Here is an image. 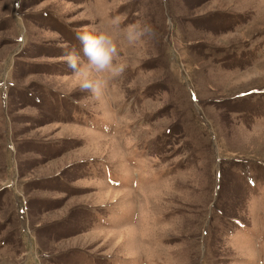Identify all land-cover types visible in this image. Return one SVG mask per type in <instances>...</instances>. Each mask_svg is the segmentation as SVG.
Wrapping results in <instances>:
<instances>
[{
	"label": "rangeland",
	"instance_id": "1",
	"mask_svg": "<svg viewBox=\"0 0 264 264\" xmlns=\"http://www.w3.org/2000/svg\"><path fill=\"white\" fill-rule=\"evenodd\" d=\"M0 264H264V0H0Z\"/></svg>",
	"mask_w": 264,
	"mask_h": 264
},
{
	"label": "clouds",
	"instance_id": "2",
	"mask_svg": "<svg viewBox=\"0 0 264 264\" xmlns=\"http://www.w3.org/2000/svg\"><path fill=\"white\" fill-rule=\"evenodd\" d=\"M126 19L125 15H116L111 23L114 30L123 32L129 45L142 43L152 34L150 25L139 21L125 24ZM77 39L81 45L80 50L66 51L64 62L77 77L82 90L99 96L110 80L124 74L127 64L120 62V51L111 33L84 32L77 34Z\"/></svg>",
	"mask_w": 264,
	"mask_h": 264
}]
</instances>
